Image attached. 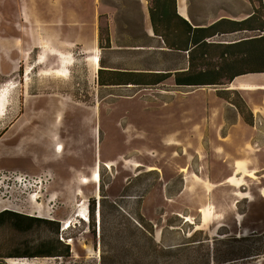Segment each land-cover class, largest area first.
Masks as SVG:
<instances>
[{"label": "rangeland", "instance_id": "1", "mask_svg": "<svg viewBox=\"0 0 264 264\" xmlns=\"http://www.w3.org/2000/svg\"><path fill=\"white\" fill-rule=\"evenodd\" d=\"M192 3L200 19L252 10L249 0ZM125 11L136 12L128 0H0V212L58 220L72 248L69 259L25 261L264 264V116L251 126L221 89L173 80L101 87L95 56L106 69L186 66L178 54L121 47L136 42L117 32ZM107 27L113 47L102 50ZM63 62L65 76L46 74ZM240 94L253 113L264 109L263 91ZM85 203L88 218L75 217Z\"/></svg>", "mask_w": 264, "mask_h": 264}, {"label": "trees", "instance_id": "2", "mask_svg": "<svg viewBox=\"0 0 264 264\" xmlns=\"http://www.w3.org/2000/svg\"><path fill=\"white\" fill-rule=\"evenodd\" d=\"M128 1L134 5L136 12L130 16L131 12L125 11L124 19H116L117 32L120 37H130L136 42L121 47L161 55L178 54L184 56L186 66L134 70L106 69L102 65L98 70L101 87H158L171 80L180 88L226 87L241 76L264 74V0H249L252 10L243 20L220 17L219 13L200 19L195 14L193 0H190L191 21L178 13L177 0H148L153 36L146 32L141 1ZM124 7H128V3ZM227 13L234 16L232 12ZM237 35L238 38H232ZM156 41L159 46L153 45ZM99 47L102 50L113 47L109 27L100 29ZM217 94L235 105L247 124L252 126L255 123L254 113L239 91L221 89ZM233 96H237L239 101L233 100ZM89 207V222L96 234L97 208L94 199L90 200ZM102 207L100 224L105 218ZM61 229L58 220L9 209L1 211L0 264L22 259L71 258V245L63 237ZM147 231L150 236L153 235V232Z\"/></svg>", "mask_w": 264, "mask_h": 264}, {"label": "bare ground", "instance_id": "3", "mask_svg": "<svg viewBox=\"0 0 264 264\" xmlns=\"http://www.w3.org/2000/svg\"><path fill=\"white\" fill-rule=\"evenodd\" d=\"M92 63L94 64V68L96 71L100 68V58L99 56H95L92 59ZM44 60H40V63H44ZM66 68V63L63 62L62 67L56 70H48L46 74H55L57 76H65V70ZM211 88L214 89H223V88H228V87H220V86H212ZM231 89H237V90H243L246 92H258V91H264V74H252L248 76H241L237 78L230 86ZM7 103L6 100V94L0 95V114L4 110V106ZM255 111L264 113V109H262L259 106H255ZM63 150L62 146L59 147V152ZM101 176L98 172H96L92 178L94 182H99L100 183ZM85 206L87 207V204L85 203ZM87 212H89L88 207L86 208L85 212L83 213H76L75 217L77 218H88ZM85 215V217H83ZM100 217V216H99ZM68 225V226H67ZM73 225L72 219H68L67 221L64 222V230H67L71 228ZM22 261V262H20ZM11 264H28L27 261L24 259L18 260V261H10Z\"/></svg>", "mask_w": 264, "mask_h": 264}, {"label": "crops", "instance_id": "4", "mask_svg": "<svg viewBox=\"0 0 264 264\" xmlns=\"http://www.w3.org/2000/svg\"><path fill=\"white\" fill-rule=\"evenodd\" d=\"M141 1V6H142V11L144 13L145 16V29L148 35L153 36V32H152V27H151V23H150V19H149V1L148 0H140ZM177 10L178 13L184 17L185 19L191 21V7H190V0H177ZM249 13H251V11L249 12H245L242 13V16H244L243 18H239L240 15H220V17H224V16H229L233 19L236 20H243L246 19L249 16ZM234 37L238 38L239 36H233L232 38L234 39ZM236 80V79H235ZM237 90V89H236ZM237 91H243V90H237ZM264 92V91H263ZM254 115H255V120L256 117L260 116H264V113L261 112H255L254 111ZM259 113V114H258Z\"/></svg>", "mask_w": 264, "mask_h": 264}, {"label": "water", "instance_id": "5", "mask_svg": "<svg viewBox=\"0 0 264 264\" xmlns=\"http://www.w3.org/2000/svg\"><path fill=\"white\" fill-rule=\"evenodd\" d=\"M20 262H22V261H20ZM22 264V263H21Z\"/></svg>", "mask_w": 264, "mask_h": 264}]
</instances>
